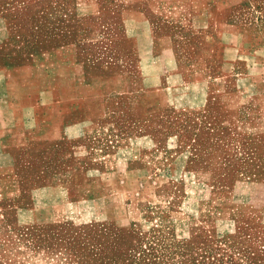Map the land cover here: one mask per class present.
Returning a JSON list of instances; mask_svg holds the SVG:
<instances>
[{"label":"rangeland","instance_id":"obj_1","mask_svg":"<svg viewBox=\"0 0 264 264\" xmlns=\"http://www.w3.org/2000/svg\"><path fill=\"white\" fill-rule=\"evenodd\" d=\"M231 14L249 50L217 79L119 72L86 50L98 86L76 74L88 99L67 134L18 154L21 200L0 187V209H22L0 218V264H264V0Z\"/></svg>","mask_w":264,"mask_h":264},{"label":"crops","instance_id":"obj_2","mask_svg":"<svg viewBox=\"0 0 264 264\" xmlns=\"http://www.w3.org/2000/svg\"><path fill=\"white\" fill-rule=\"evenodd\" d=\"M241 1L0 0V187L14 185L5 197H23L18 154L55 144L67 134L69 116L84 108L88 97L69 92L77 88L76 74L80 88L98 86L87 81L94 61L86 50L96 46L119 72L203 73L212 79L235 71L249 50L245 31L231 19ZM43 40L61 43L41 49L36 44ZM58 58L70 65L57 64ZM27 195L33 221L39 190ZM21 211L0 209V218L9 227L5 218Z\"/></svg>","mask_w":264,"mask_h":264}]
</instances>
